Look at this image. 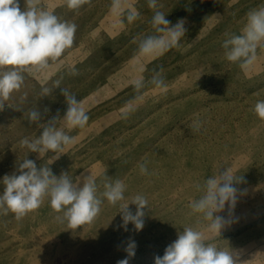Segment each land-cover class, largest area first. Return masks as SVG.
<instances>
[{"label": "rangeland", "instance_id": "rangeland-1", "mask_svg": "<svg viewBox=\"0 0 264 264\" xmlns=\"http://www.w3.org/2000/svg\"><path fill=\"white\" fill-rule=\"evenodd\" d=\"M20 4L23 10L25 0ZM261 5L264 0H158L166 19L172 25L183 20L186 31L177 47L145 57L138 52L139 41L156 34L148 0H121L122 12L113 8V0H91L78 10L69 9L66 0H42V7L74 22L77 31L70 48L47 68L25 72L21 89L4 102L0 180L28 158L57 177L67 172L81 187L92 175L98 193L106 177L120 179L127 186L123 203L143 194L149 209L138 232L131 223L128 231L120 228L119 205L106 200L92 222L74 229L56 221L47 200L20 221L11 212L0 214V264H117L126 258L130 239L136 250L129 264H154L185 227L232 250L238 264H264V121L251 110L264 100V44L245 69L229 62L222 47L226 34H240L249 10ZM128 8L140 13L132 23L126 19ZM161 68L166 91L150 83ZM141 77L146 86L138 94L133 82ZM65 88L89 117L83 128L70 132L64 128ZM30 110L40 119L30 121ZM195 120L202 121L199 132L190 128ZM50 122L64 128L74 143L48 164L52 152L41 157L19 141L38 138ZM142 162L154 174L141 175ZM228 168L242 177L234 186L247 191L237 194L231 212L226 203L214 213L230 221L215 235L190 203L203 194L198 186ZM129 208L136 210L132 204Z\"/></svg>", "mask_w": 264, "mask_h": 264}, {"label": "clouds", "instance_id": "clouds-1", "mask_svg": "<svg viewBox=\"0 0 264 264\" xmlns=\"http://www.w3.org/2000/svg\"><path fill=\"white\" fill-rule=\"evenodd\" d=\"M91 0H66L69 9L78 10ZM148 6L154 9L151 24L155 35H148L138 44V52L145 57L160 56L173 47H177L185 35L184 21L179 20L172 25L166 19V14L158 10V0H148ZM113 8L119 12L121 0H113ZM140 13L135 8H128L126 19L128 23L137 20ZM77 25L74 22L61 20L54 12L42 7V0H25L21 9L20 0H0V112L4 110V102L10 99L13 92L18 91L24 84V73L32 67L47 68L49 61L56 60L74 43ZM222 43L225 57L229 62L237 63L242 69L248 68L256 60L259 45L264 44V5L249 10L246 22L240 34H226ZM163 68L154 71L150 83L161 91L167 90L162 76ZM72 75L77 74L73 68ZM59 86V82H57ZM146 86L143 77L133 82V87L139 94ZM44 94L50 89L44 87ZM68 108L64 117V128L70 132L74 128H83L89 117L80 107L76 96L68 89H62ZM142 99L140 95L135 97ZM254 114L264 121V100H257L251 109ZM128 112L124 113L125 118ZM30 121L40 119L36 110L28 112ZM202 121L195 120L190 125L193 132H199ZM64 128H57L52 122L43 126L38 138H22L21 147L30 152L39 153L41 157L47 152L53 156L48 160L51 164L65 153V148L74 143V137L66 134ZM141 175H152L147 162L138 165ZM242 177L237 178L228 168L218 174L209 176L201 188L202 195L190 203L194 213L202 214L203 220L208 221L207 230L215 235L230 221L214 213L222 212L226 203L229 212L234 209L237 194L241 190L234 186L241 183ZM0 183L4 190L0 193V214L11 212L17 221L22 220L30 212L38 209L47 200L51 209L57 213L56 221L67 223L69 228H76L92 222L100 213L101 206L107 201L111 206L119 205L122 224L119 226L128 231L131 223L138 232L144 227L145 208L148 200L143 194L134 195L130 202L125 201L126 184L120 180L105 178L102 183L103 192L98 193L97 179L92 175L84 177L83 186L75 184L67 172L59 177L53 174L48 166L38 167L32 159L25 158L11 175H4ZM129 204L135 205L133 212ZM149 209V208H148ZM127 256L117 264H129V258L135 256L136 242L129 240L125 247ZM154 264H238L235 253L230 249H222L206 240L204 232L192 227L183 228L177 239L168 245L164 255L156 256Z\"/></svg>", "mask_w": 264, "mask_h": 264}]
</instances>
